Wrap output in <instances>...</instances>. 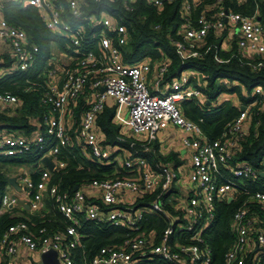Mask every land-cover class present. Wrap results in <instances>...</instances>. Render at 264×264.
Segmentation results:
<instances>
[{
    "label": "built area",
    "instance_id": "1",
    "mask_svg": "<svg viewBox=\"0 0 264 264\" xmlns=\"http://www.w3.org/2000/svg\"><path fill=\"white\" fill-rule=\"evenodd\" d=\"M85 1L0 0V43L8 47L12 71H28L39 49L28 41L24 31L3 18L6 3L33 8L48 31L62 35L74 48L71 55H59L66 57L67 63L53 56L44 70L40 102L48 112L43 116V131L42 124L32 120L35 129L28 135L19 131L0 133V156L22 158L34 150L42 153L37 164L29 165L34 172L24 169L13 177L19 191L6 186L0 197V215L13 211L21 215L27 210L28 216L44 217L53 204L65 225L54 231L29 221L10 225L0 240V264H19L24 256L21 250L28 254L27 264L37 259L42 264L40 257L48 251L56 253L57 264H76L77 251L85 254V235L80 231L83 221L123 228L129 233L120 243L101 247L88 260L84 258L83 264H141L155 257L170 264H264V192L252 191L244 184L258 177L264 179V170H255L244 162L229 163L234 144L246 135L252 109L264 108V89L254 88V100L237 104L236 119L226 125L218 139L208 140L199 125L186 120L179 109L182 102L205 100L196 73L180 72L168 80L170 63L164 58L124 65L120 48L128 32L103 14L85 19L100 30L90 37L96 50L80 55L87 40L85 28L73 26L63 15L73 22L81 19ZM236 1L238 6L245 2ZM146 2L159 8L163 0ZM180 12L183 23L174 49L181 61L199 58L203 48L205 52L212 48L217 51L216 45L205 44L212 34L220 39L219 49L231 53L229 59L245 60L254 71L264 68L259 60L264 59V33L257 7L252 15H244L225 9L222 0H187ZM195 12L198 14L192 20ZM226 34H230L231 43L226 42L224 48ZM233 47L235 52H231ZM214 60L228 62L216 52ZM79 100L84 101L85 108L75 124ZM106 107L113 109V123L120 129L116 140L126 147L100 142L96 119ZM20 109L16 96L0 92V113L12 114ZM169 126L181 135L182 152L175 157L179 164L154 147L157 134ZM73 143L80 147L82 157L110 166L113 171L102 179L84 182L71 194L60 193L52 184V173L65 169L66 163L59 156ZM44 158L52 163V171L43 163ZM35 174L37 183L32 179ZM241 195L246 197L231 217L234 239L216 261L203 233L214 219L217 204L237 201ZM150 216L165 223L162 232L146 228Z\"/></svg>",
    "mask_w": 264,
    "mask_h": 264
},
{
    "label": "trees",
    "instance_id": "2",
    "mask_svg": "<svg viewBox=\"0 0 264 264\" xmlns=\"http://www.w3.org/2000/svg\"><path fill=\"white\" fill-rule=\"evenodd\" d=\"M63 2V0H61ZM187 0H163L162 6L157 8L146 2L136 0L133 4H126L125 0H86L81 7L82 18L73 22L68 15H63L64 20L71 22L73 26L85 28L86 43L80 50V55L87 51H95L96 46L90 39L92 34L100 30L99 26L92 27L86 22L89 16L99 17L106 15L114 22L123 25L128 32V39L120 48L121 62L126 66L139 64L143 60L155 62L161 58L169 61L170 67L168 80L177 76L180 72H193L199 77L204 101L191 100L179 105L182 116L199 125L203 135L208 140H216L223 133L226 125L239 115L237 104L246 105L254 100L253 90L256 87L264 89V68L251 70L245 60L230 58L231 53L221 51L220 39L212 34L206 40V46L216 45L218 50L205 48L200 49L201 56L195 59L181 61L175 53L174 44L180 40L179 30L183 23L181 17L182 3ZM215 0H210V3ZM223 7L239 12L244 15H252L258 8V20L264 33V1L245 0L238 6L236 0H222ZM128 8V9H127ZM197 12L191 15L193 20ZM2 16L8 24L24 31L28 41L38 47L36 61L26 72L11 70L12 61L6 55H0V69L4 71L0 75V92L10 93L21 102V109L15 113H0V133L12 134L17 131L28 135L35 126L32 120H38L43 127V116L48 109L41 102V94L44 89V70L52 61L53 47L58 51L71 55L74 48L62 35L48 31L45 28L38 12L33 8H22L17 3H6ZM215 52L223 60L228 62L217 63L214 60ZM231 52H235L233 47ZM262 60L264 63V59ZM193 82V80L191 81ZM30 88V91H27ZM235 98V102L231 101ZM85 108L84 101L79 100L75 109V124L78 122L82 110ZM113 109L106 107L96 119L98 138L102 144L114 146H127L119 144L116 140L120 129L113 123ZM42 153L34 150L31 154L22 158H6L0 156V197L5 193L8 185L6 166H22L37 164ZM60 160L66 163L63 170L52 173V184L58 187L60 193L71 194L75 187H80L84 182L102 179L104 175L112 173L113 168L103 165L96 160L86 159L80 154V147L73 143L72 147L61 150ZM173 159V158H168ZM176 160V159H174ZM264 108L255 106L248 119L247 132L244 139L234 144L233 156L230 164L244 162L253 169L264 170ZM126 175L121 173V176ZM37 183V174L32 176ZM264 179L258 177L255 181H244L245 186L254 191L264 192ZM246 196L241 195L237 201L227 203L220 202L216 206L214 219L204 231L203 236L211 250L212 257L216 261L223 257L233 241L230 231L231 217L236 207ZM49 213L28 216L25 212L17 215L16 211L0 215V240L4 231L18 221H29L35 226H44L48 230H61L64 222L55 210L53 204L49 206ZM166 209L171 211L169 205ZM24 214V215H23ZM147 229H155L159 233L165 228V223L154 216L147 217ZM80 231L85 238L82 240L85 254L82 250L77 251L76 264H83V259H89L104 246L118 244L129 235L123 228H115L107 224H95L91 221H83ZM218 259V260H217ZM141 264H170L155 257Z\"/></svg>",
    "mask_w": 264,
    "mask_h": 264
},
{
    "label": "crops",
    "instance_id": "3",
    "mask_svg": "<svg viewBox=\"0 0 264 264\" xmlns=\"http://www.w3.org/2000/svg\"><path fill=\"white\" fill-rule=\"evenodd\" d=\"M225 37H226V40L222 47L227 48V46L225 47V44L226 42H228L229 44L231 43L229 42L231 40V37H230V34H226ZM53 49H56V46H54ZM60 53L61 51H59V55ZM0 55L8 56V47L2 43H0ZM3 73L4 71L0 69V75ZM180 138H181L180 132L176 128L169 126L165 131H162L157 134L156 143L154 147L157 151L160 150V152L163 153L164 155L167 154L166 156L173 158L172 161L179 164L178 160L176 161L174 159L175 157H177V155L181 154L182 152ZM31 169L32 168L28 170L34 172V170L33 169L31 170ZM26 213H27V210H26ZM21 253L24 256L21 259L19 264H27V260L25 261V259H26V255L28 254L23 250H21Z\"/></svg>",
    "mask_w": 264,
    "mask_h": 264
},
{
    "label": "water",
    "instance_id": "4",
    "mask_svg": "<svg viewBox=\"0 0 264 264\" xmlns=\"http://www.w3.org/2000/svg\"><path fill=\"white\" fill-rule=\"evenodd\" d=\"M241 110H243V108H241ZM43 163L48 168V170H50V171L53 170V165L49 161V159L44 158L43 159ZM8 185L11 186L16 191H19V188L16 185V182H15V179L14 178H9L8 179ZM74 190H76V188H74ZM40 259H41L42 264H57L58 263V261H57V255L53 251H48V252L42 254L41 257H40Z\"/></svg>",
    "mask_w": 264,
    "mask_h": 264
},
{
    "label": "rangeland",
    "instance_id": "5",
    "mask_svg": "<svg viewBox=\"0 0 264 264\" xmlns=\"http://www.w3.org/2000/svg\"><path fill=\"white\" fill-rule=\"evenodd\" d=\"M52 55L53 56H56L61 63L62 62L67 63V58L66 57H60L59 58V51L57 49H53ZM24 169L26 171L28 169H30L29 165H22V166H13V165H10V166H6L5 167V171L7 172V176L9 178H13V177L19 175L20 173H23L22 170H24ZM10 193L11 194L19 195L18 193H16V192L14 193L13 191H10ZM36 258H38V257L36 256ZM31 264H38V259L31 261Z\"/></svg>",
    "mask_w": 264,
    "mask_h": 264
}]
</instances>
